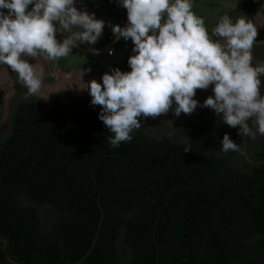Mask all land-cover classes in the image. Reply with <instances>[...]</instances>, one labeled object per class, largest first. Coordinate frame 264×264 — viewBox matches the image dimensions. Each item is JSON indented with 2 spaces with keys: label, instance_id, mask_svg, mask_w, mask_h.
Wrapping results in <instances>:
<instances>
[{
  "label": "trees",
  "instance_id": "16d2710c",
  "mask_svg": "<svg viewBox=\"0 0 264 264\" xmlns=\"http://www.w3.org/2000/svg\"><path fill=\"white\" fill-rule=\"evenodd\" d=\"M18 88L0 136V264H75L100 205L82 264H264V137L202 108L173 112L176 135L141 120L112 148L92 98ZM226 133L239 151H219Z\"/></svg>",
  "mask_w": 264,
  "mask_h": 264
},
{
  "label": "clouds",
  "instance_id": "9594fccd",
  "mask_svg": "<svg viewBox=\"0 0 264 264\" xmlns=\"http://www.w3.org/2000/svg\"><path fill=\"white\" fill-rule=\"evenodd\" d=\"M116 2L127 10L128 24L112 31L134 44L127 62L131 71L111 68L102 82L86 81L85 70L66 73L61 86L45 91L42 61H59L77 45L92 46L102 37L105 21L79 9L77 0H0V68L14 72L26 98L37 101L69 88L88 91L91 105L101 106L99 119L112 133V148L133 140L141 118L169 111L180 117L198 107L211 108L232 128L239 126L238 135L264 136V60L254 61L258 28L251 19L225 13L209 29L193 10L195 0ZM57 30L66 38L58 39ZM210 86L213 95L201 104L194 98L197 90ZM221 143L224 153L240 150L230 134Z\"/></svg>",
  "mask_w": 264,
  "mask_h": 264
},
{
  "label": "rangeland",
  "instance_id": "374dc122",
  "mask_svg": "<svg viewBox=\"0 0 264 264\" xmlns=\"http://www.w3.org/2000/svg\"><path fill=\"white\" fill-rule=\"evenodd\" d=\"M260 2L255 3L254 0H252L248 4H244L243 0H212V1L210 0L208 3V6H209L208 8L209 10H211L209 12L211 20L206 22V24L208 25L209 29H211L212 27L215 26L218 18L225 13H228L232 15L233 17L246 16L249 19H252L253 16L255 15V12L257 11V8L258 7L260 8L259 6ZM254 46H264V35H257V42L254 43ZM73 53L76 59H82V58L91 59L92 57L90 55H86L79 51H76L75 49H73ZM92 58H95V61L97 62L99 60L98 57H92ZM105 59H106L107 64H111L110 59L112 58L111 56H109L108 53ZM29 60L32 63L36 62L32 58H29ZM42 63L44 64V67L46 69V77L44 81L46 92L49 91L47 90L48 89L47 87L55 86L59 82L60 76L62 73H66V72L72 73L75 71L79 72L81 71L80 69H85V71H87V70L94 68L92 66L90 67L81 66L80 67L77 65V63L72 62L69 57L62 58L59 61H42ZM111 68H117V67H110L108 69H100L99 74L101 78L103 74L106 72H109ZM118 68H120L122 71H131L129 65H125V66L118 67ZM19 86L20 84L14 72H12L11 70L0 68V136H5L9 132V122H10L11 113H12V106L16 99V96L18 95ZM63 95H66L67 98L70 100H79V101H86L87 99L91 98L88 91L78 92L75 90V92H73L71 91V89H67L59 93H52L48 101H45V100H41V101L46 102V103L53 102L57 98ZM211 95H213L212 86H210L209 89L207 90L198 89L197 95L194 98L199 100L200 103L203 104V102ZM35 98L37 99V97ZM199 109L201 110L202 107L197 108V110ZM172 115H173V112L169 111L167 115L162 114L155 118L148 117L146 120L141 118V120L145 123V125L149 129H153L154 127L158 125H168L169 128L171 129L170 132L176 135L178 133L177 131L173 130V126L171 124ZM263 137L264 136H260L259 134H257L256 139L261 140Z\"/></svg>",
  "mask_w": 264,
  "mask_h": 264
},
{
  "label": "crops",
  "instance_id": "0c3cea01",
  "mask_svg": "<svg viewBox=\"0 0 264 264\" xmlns=\"http://www.w3.org/2000/svg\"><path fill=\"white\" fill-rule=\"evenodd\" d=\"M209 1L210 0H195V5L193 9L198 14L203 15L206 22L211 20L209 15V12L211 10H209L208 8ZM243 1L244 4H248L252 0H243ZM254 2L255 3L260 2L259 3L260 8L259 7L257 8V11L255 12V15L251 20L258 28V35H264V11H263L264 0H254ZM76 6L81 10L86 9L89 13H95L97 19H103L105 21V28L102 37L98 40V42L95 45L87 46L84 45L83 43L80 44L81 47L87 50H90L91 48H95L98 54L84 53L74 48L76 51H79L83 54L90 55L92 57H98L99 58L98 62L95 61V58L92 57L91 59L89 58L76 59V57H74L73 55L74 53L68 56L71 59V61L77 63V65L80 67L81 66L94 67L87 71L98 75L100 78H101L99 74L100 69H108L110 67H122L128 65L127 63L128 59L131 55H133L132 53V48L134 47L133 42L131 40L124 41L123 39H118L117 37H115L114 41H110V36L113 32L112 31L113 26L119 25L121 21H125L124 26H126V23L128 21L127 10L124 7L118 5L116 0H77ZM64 34L67 36L66 33ZM108 48L111 49L114 48V54L109 55L112 58L110 59L111 64H107L105 59L107 53L109 54V51H106ZM80 70H85V69H80Z\"/></svg>",
  "mask_w": 264,
  "mask_h": 264
},
{
  "label": "water",
  "instance_id": "95a60500",
  "mask_svg": "<svg viewBox=\"0 0 264 264\" xmlns=\"http://www.w3.org/2000/svg\"><path fill=\"white\" fill-rule=\"evenodd\" d=\"M128 24V21L126 23V25ZM57 37L60 38L61 40H63L64 38H66V35L64 33H61L59 30H57ZM84 53H89V54H94V53H97V52H94V51H90V50H87L83 47H81L80 45H77L76 47H74ZM111 48H108L106 51H109ZM100 209H101V222H100V225H99V229H98V233H97V236L95 238V241L93 243V246L92 248L90 249V251L78 262H76L75 264H82L83 262H85L89 256L91 255V253L93 252L94 248H95V245L97 243V240H98V237H99V234L101 232V229H102V226H103V222H104V219H105V212L102 208V206L100 205Z\"/></svg>",
  "mask_w": 264,
  "mask_h": 264
},
{
  "label": "bare ground",
  "instance_id": "6f19581e",
  "mask_svg": "<svg viewBox=\"0 0 264 264\" xmlns=\"http://www.w3.org/2000/svg\"><path fill=\"white\" fill-rule=\"evenodd\" d=\"M79 72H80V71H79ZM79 72H76V71H75V72H72L71 74H73V76H75V75L78 74ZM65 74H66V73H62L61 76H60V80H59V82H58L55 86L47 87V88H48L47 90L52 91V90H55L58 86H61V81H62V79H63V77H64ZM87 78H88V80H87ZM84 79H85L86 81H91V80L95 79V80H97V81L102 82V78H100L98 75H96V74H94V73H92V72H88V71H86V75H85ZM69 89H71V91L75 92V90H74L73 88H69Z\"/></svg>",
  "mask_w": 264,
  "mask_h": 264
},
{
  "label": "built area",
  "instance_id": "2783aa9c",
  "mask_svg": "<svg viewBox=\"0 0 264 264\" xmlns=\"http://www.w3.org/2000/svg\"><path fill=\"white\" fill-rule=\"evenodd\" d=\"M119 25L121 26V27H124V25H125V21H121L120 23H119ZM115 35H114V33L112 32V34H111V36H110V41H114L115 40ZM114 49V48H113Z\"/></svg>",
  "mask_w": 264,
  "mask_h": 264
},
{
  "label": "flooded vegetation",
  "instance_id": "af4514ba",
  "mask_svg": "<svg viewBox=\"0 0 264 264\" xmlns=\"http://www.w3.org/2000/svg\"><path fill=\"white\" fill-rule=\"evenodd\" d=\"M245 145H246V143H245ZM245 153H246V151H245Z\"/></svg>",
  "mask_w": 264,
  "mask_h": 264
}]
</instances>
